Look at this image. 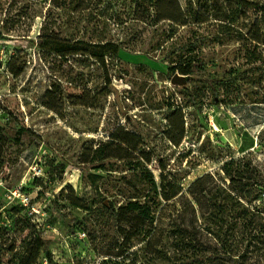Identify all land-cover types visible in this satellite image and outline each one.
I'll return each mask as SVG.
<instances>
[{"label":"rangeland","instance_id":"374dc122","mask_svg":"<svg viewBox=\"0 0 264 264\" xmlns=\"http://www.w3.org/2000/svg\"><path fill=\"white\" fill-rule=\"evenodd\" d=\"M261 5L0 0V264H142L167 179L186 189L207 173L264 202V82L241 73L237 42L214 39L229 23L261 43ZM45 36L113 42L119 53L104 64L61 57L42 48ZM193 45L204 68L173 83L166 69ZM229 68L236 80L217 86V105L202 79ZM243 245L264 264V243Z\"/></svg>","mask_w":264,"mask_h":264},{"label":"trees","instance_id":"16d2710c","mask_svg":"<svg viewBox=\"0 0 264 264\" xmlns=\"http://www.w3.org/2000/svg\"><path fill=\"white\" fill-rule=\"evenodd\" d=\"M259 11L264 15V5L260 6ZM185 24L177 23L178 26ZM228 24L219 23L214 39L219 43L223 39L237 42L241 73L254 72L253 82H264V30L262 42L256 43L243 30H236ZM41 46L61 57L88 54L102 64L106 55L117 56L119 53V45L113 42L84 43L78 40L52 39L49 36L41 39ZM189 51L193 52L192 56L178 55V64L166 69L169 78L175 73L182 76L197 74L204 68L205 63L197 47L193 45ZM232 72L233 69L229 68L220 77L202 79V82L208 84L217 105V86L235 82L237 75ZM189 98L191 105L197 106L196 96L189 94ZM164 176L171 179L168 171ZM165 177L163 178L166 179ZM167 181L168 184L164 182L159 187L163 205L155 222L149 225L151 231L144 235L145 240L140 248L148 255L142 264H255L248 257L243 243H264V202L256 205L246 201L224 181L207 173L197 175L186 189L176 180L173 181L175 187L170 186V180ZM178 194L179 199L176 200ZM129 206L131 208L133 205L130 203ZM187 215L191 216L189 223H186ZM162 218L168 220L165 228H161ZM36 249L37 254L46 250L42 244ZM136 262L130 259L128 263H124L123 258L116 257L114 260H102L100 264Z\"/></svg>","mask_w":264,"mask_h":264},{"label":"water","instance_id":"95a60500","mask_svg":"<svg viewBox=\"0 0 264 264\" xmlns=\"http://www.w3.org/2000/svg\"><path fill=\"white\" fill-rule=\"evenodd\" d=\"M182 78H183V76L173 75L172 78H171V81L173 83L179 84V83L183 82Z\"/></svg>","mask_w":264,"mask_h":264}]
</instances>
